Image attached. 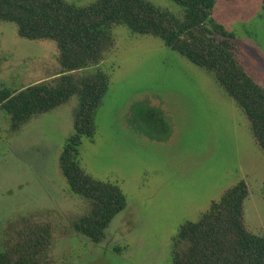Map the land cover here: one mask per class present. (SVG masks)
<instances>
[{"label":"rangeland","instance_id":"374dc122","mask_svg":"<svg viewBox=\"0 0 264 264\" xmlns=\"http://www.w3.org/2000/svg\"><path fill=\"white\" fill-rule=\"evenodd\" d=\"M86 5L94 0H68ZM181 14L174 0H151ZM213 17L236 34L242 62L264 86V1L218 0ZM101 63L110 87L97 132L80 146L82 166L118 184L128 205L100 243L74 228L90 200L73 192L60 155L74 133L77 96L13 131L0 106V249L28 226L51 223L47 264H170L173 237L245 179V221L264 233V150L251 123L214 74L153 35L125 25ZM58 44L29 39L0 22V93L51 80L61 69Z\"/></svg>","mask_w":264,"mask_h":264},{"label":"trees","instance_id":"16d2710c","mask_svg":"<svg viewBox=\"0 0 264 264\" xmlns=\"http://www.w3.org/2000/svg\"><path fill=\"white\" fill-rule=\"evenodd\" d=\"M181 14L151 0H94L78 5L68 0H0V22H15L29 39L58 44L61 69L53 79L18 92L4 89L0 106L19 131L33 117L77 96L74 133L60 155V166L71 190L90 200V208L74 221L75 230L100 243L113 219L128 205L116 183L94 177L81 164L83 138L97 132L96 115L110 87L101 68L116 44L113 29L125 25L137 34L161 38L167 47L214 74L251 123L264 150V86L241 60L236 34L213 17L218 0H174ZM264 1V0H263ZM245 179L227 189L195 221H186L173 237L170 264H264V233L245 221ZM52 224L27 227L15 242L0 249V264H47L40 255L51 246Z\"/></svg>","mask_w":264,"mask_h":264}]
</instances>
